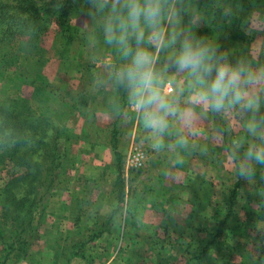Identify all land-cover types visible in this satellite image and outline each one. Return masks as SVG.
<instances>
[{"label":"rangeland","instance_id":"rangeland-1","mask_svg":"<svg viewBox=\"0 0 264 264\" xmlns=\"http://www.w3.org/2000/svg\"><path fill=\"white\" fill-rule=\"evenodd\" d=\"M64 4L69 11V25L72 29L68 34L71 36L69 46L64 45L62 39H58L52 13L46 14L47 10H57ZM19 7L23 8L17 11L16 8ZM87 10V0H0V30L6 28L5 26L14 30L18 27L15 25L19 23L18 19L25 21V18L30 27L35 29L34 32L29 29L22 35L16 33L8 38L7 43L17 47L13 52L9 48L1 50L2 53L9 52L12 65L5 74L6 79L0 82V90H6L5 97L27 99L33 109L49 117L50 124L44 138L45 144L34 155V165L29 167L31 173L14 167L7 160L4 161L5 164H0V190L6 183L21 178L14 183L15 189L11 193L17 201L24 198L30 203L35 199L38 200V210L44 212L41 216H37V211L34 213L32 210L31 216H35L32 226L36 225L39 234L38 240L30 236L31 240L36 239L29 251L32 260L28 258L26 262H18L13 253L6 264H38L39 262L53 264L57 243L67 232L74 230L73 221L76 218H80L82 226L95 228L101 222H108L107 215L125 217L132 215L137 202L140 205L142 202L147 203L154 196L165 204L164 214H167L170 212L168 204L186 198L187 195L195 202L189 208L191 215L197 216L195 220L198 219V223L194 222V224L201 226L204 232L201 240L187 239L188 241L185 242L187 245H182L185 247L183 249L187 248L188 256L192 254L193 259L195 253L190 252L189 249L199 252L200 246L204 245L207 252L200 261L198 260L202 264H264V215L261 220L255 219L256 214L262 215L264 212V168L258 166L256 176L247 182L243 179L241 182L238 181L236 171L233 174L226 172L220 176L217 190L213 191L217 192V195H213L211 186L208 187L211 183H208L204 190L196 191L195 196L194 191L181 183L182 166L174 162L177 157L173 155V160L158 159L162 153L156 148V137L153 138V133L147 132L137 119H132V110L130 111L128 106L116 114L109 112L111 103L117 102L119 97L116 95L115 86L107 80L108 69L105 65L109 63L119 65L121 60L115 49L104 43L99 19L87 23L83 28L78 26L80 13ZM210 11L212 15L207 16L189 6L188 11L182 13L183 24L190 25L198 37L205 38L218 48L221 44L218 43V39L223 40L225 48L222 51L228 53L230 57L241 52L246 54L247 48L256 47L258 38L264 40V34L250 32L245 23V18L257 11L240 12L238 9L236 11L229 3L220 0L213 1ZM215 11L219 13L213 18ZM258 11L264 13V7ZM187 12L189 16L185 18ZM234 12H240V16H243L240 30L247 37V43H242L240 46L229 41L223 28ZM10 17H13L14 21ZM45 19L52 20L49 27H38ZM4 45L2 43L0 48H4ZM229 47H233L236 54ZM156 55V68L162 70L165 66L166 54L164 52L163 58L161 52H157ZM261 58L264 60V54ZM164 79L168 80L170 77L165 76ZM33 96H36V101ZM74 105L81 111L75 109ZM108 116H111L109 124ZM113 125L121 131L120 148L123 153L126 184L123 204H118L116 201V172L112 166V151L109 144L103 140L105 134L103 131H109ZM231 128L230 132L235 138H243L246 135L242 132L243 129L234 131L233 127ZM54 137H57L59 142L56 153L63 156L68 163H66V172L59 177L58 189L45 190L43 183H49L53 176L49 177L52 162L49 157H51V148L55 147V143L52 142ZM170 149L164 152L170 154L172 152ZM103 150L107 151L109 161L104 158ZM138 152L143 153L144 163L138 169H127V162L134 161L133 154L137 155ZM176 154L178 155V152ZM219 163L221 168L230 164V168L235 169L229 160H221ZM203 177V182L213 179L210 175ZM145 184L151 185L153 190L145 191L143 188ZM234 189L236 193L233 195ZM163 191L169 194L168 198L164 197ZM153 192L155 193L152 194ZM6 200L9 202V207L6 210L0 207V229L7 232L8 238L12 237V233L9 232L14 230L16 224H22V220L28 221L29 208L19 213L16 204L10 199ZM198 203L205 205L199 206ZM230 205L238 216L235 219V215L230 214L225 220ZM75 206H77L76 211ZM172 213L174 214L173 211ZM245 213L250 214V218H247ZM17 215L19 217H16ZM168 224L171 226V223ZM114 225L115 223H109L108 231ZM120 225L119 222L116 224L120 233H116L115 229L107 236H104V233L100 239L85 246L84 258H75L71 264H104L114 255L118 256L120 264L133 262V264H163L173 259L169 255L172 250L168 248L171 247L169 240L146 239L139 242L130 238L126 240L121 236L123 226ZM182 226L180 223L174 227ZM129 227L131 228L130 225ZM31 229V226L24 227L23 236H26ZM219 229H221L219 236L215 239L211 238ZM209 233L212 234L211 237L207 235ZM184 238L185 236H180L174 240L182 243ZM122 242H132L134 245L129 251H121L122 249L119 248L120 252L115 254V249L121 246ZM141 243L145 246L143 251L142 249L139 251L137 247ZM196 244L197 247L192 248V245ZM148 247H152L155 253L151 250L152 254H148Z\"/></svg>","mask_w":264,"mask_h":264},{"label":"clouds","instance_id":"clouds-1","mask_svg":"<svg viewBox=\"0 0 264 264\" xmlns=\"http://www.w3.org/2000/svg\"><path fill=\"white\" fill-rule=\"evenodd\" d=\"M87 3L77 24L83 28L99 19L104 43L121 60L105 65L107 80L125 95L145 130L162 138L175 122L176 145L187 149L189 138L201 134L200 125L209 115L224 118L246 134L225 149L236 175L247 182L258 166L264 168V40L258 38L245 55L230 57L183 24L181 0ZM245 23L250 32L264 34V13L250 14ZM157 52L166 54L162 70L156 68ZM166 83L173 87L166 89ZM161 146L162 141L156 144L157 149ZM14 147L15 141L0 143V151ZM191 147L195 150L196 145Z\"/></svg>","mask_w":264,"mask_h":264},{"label":"trees","instance_id":"trees-1","mask_svg":"<svg viewBox=\"0 0 264 264\" xmlns=\"http://www.w3.org/2000/svg\"><path fill=\"white\" fill-rule=\"evenodd\" d=\"M213 1L214 0H181L184 9L183 12L188 11L189 6H192L194 9L199 11V13L207 16L212 15V12L210 11V5L213 4ZM220 1L229 3L232 7H234L236 11L238 9L240 10V12L247 10L258 11L264 7V0ZM65 5L66 4H64V6L57 10H47L46 14L48 15L52 13V17L54 19L53 21L56 25L58 33V39H62L65 42L64 45L69 46V43L71 42V36H69L68 34L71 33L72 29L69 25V11L67 6ZM22 8L23 7H19L16 8V10L19 11ZM22 12L23 14H25V10H23ZM240 12H234L232 16H230V21L228 22V24L223 26L229 41L237 46H240V44L242 43H247V37L244 36L240 30V25L243 20V16H240ZM217 13L219 12L215 11L212 17L215 18L217 16ZM188 16L189 14L187 12L185 18ZM10 18L14 21L13 17ZM18 21L19 23L15 24L18 25V27H15L14 30L9 29V26H5L6 28L0 30V45H2V43L5 44L4 48H0L1 83L4 81V79H6L5 74L12 65L8 55L9 52L4 51L2 53L1 50H6L7 48H9L13 52L17 49V47L11 46L9 43H7L8 38L16 33H20L19 35H22L29 29L33 32L35 30L30 27L29 22H26V18L25 21H21V19H18ZM51 23L52 20L45 19L40 24L41 26L38 27H49ZM197 32L198 29L196 30V33ZM6 43L8 46H6ZM218 43H221L219 45V48L222 51L225 48L224 41H219L218 39ZM229 49H232L231 51L234 52L233 47H229ZM239 53L240 52H238V54ZM242 53L243 52L237 55V57L241 56ZM234 54L236 53L234 52ZM243 55H245V53H243ZM161 57H164V52H161ZM17 79L18 77L16 78V80ZM39 88L41 87H38V89ZM114 89L116 95H118L119 97V100L117 102H112L110 106L111 109L108 110L109 112L116 114L119 113V111L122 110L125 106H127V104L125 95L116 87H114ZM5 95L6 90H0V143L15 141V147L6 151H0V164H5L4 161L7 160L8 162L12 163L14 167L18 169H25L26 171L28 170V172L31 173V169L29 167L34 165V155L38 150H40L41 146L45 144L44 138L50 127L49 117L45 113H38L37 110L33 109L30 102L25 98L12 99L10 97H5ZM33 97V99L36 101V96ZM73 107L78 111H81L80 108L76 105H74ZM219 122V120L215 119L216 126H219ZM103 132L105 134L104 139L103 137L102 139L106 144H109V148L111 149L113 156L112 166L116 172V201L118 204H123L125 199L126 184L124 181L123 153L120 148L121 131H119V128H117L116 125H113L109 131L104 130ZM67 139L68 138H66V140ZM52 140V142L55 143V147H50L51 157H49V159H51L52 162L50 163L49 177H51V175L53 176L49 183H43L46 187L45 190L58 189V185L60 184L59 177L61 174H64L66 172V163H68L64 160L63 156L56 153L59 146L57 137H54ZM19 179H16L15 182ZM15 182L6 183L5 186L1 188L0 195L3 198L0 197V207L1 209L6 210L9 207V202L6 199H10L16 204L15 207L18 208L19 213L22 212L25 208H29L28 221L22 220V224H16L14 230L12 232H9L12 233V237L7 238V232L3 229H0L1 264H6L7 260L12 256L13 253L14 255H16V261L18 262L25 260L30 255L29 251L34 245V240H38L39 235L36 225L32 226L35 217L31 216L32 210H34V213H36L37 211V216H41L44 213L42 210H38L39 201L36 199L31 203L25 198L18 201L16 200L15 196L11 193V191H14L15 189ZM232 193L234 195L236 193V190ZM232 201H234V199H232ZM76 209L77 206H75V211ZM230 214L235 215V219H237L238 214L233 211L232 205L228 207L227 214L225 215L224 219L227 220L230 217ZM245 214L247 215V218H250V214ZM263 215L264 212L262 213V215L261 213L256 214L255 219L261 220ZM16 217H19V215H17ZM106 219L108 220V222H101L97 224L95 228H91L90 226H82L80 224V218L74 219V230L71 232H67L66 235L62 237L60 242L57 243V252L55 254L53 264H71V261L75 258H84L85 246L89 243L97 241L104 235L105 232L108 231L107 225L110 222L109 218ZM28 226H31L32 229L29 230L26 236H23L25 232L24 227ZM232 227L233 229L235 228L234 226ZM220 231L221 229L216 231L213 237H211V233L207 235H210L211 238L215 239L217 236H219ZM30 236H34L36 237V239L34 238L33 240H31ZM206 252L207 248L204 247V245L200 246L199 252H197V255L194 254L193 259H198L200 261L202 256H204Z\"/></svg>","mask_w":264,"mask_h":264},{"label":"crops","instance_id":"crops-1","mask_svg":"<svg viewBox=\"0 0 264 264\" xmlns=\"http://www.w3.org/2000/svg\"><path fill=\"white\" fill-rule=\"evenodd\" d=\"M232 56H237V55H232ZM171 86L173 87V85ZM179 86L180 85H177V87ZM131 116L132 119L135 118L133 116V113H131ZM215 119L220 121L219 126L215 125ZM107 121L109 124V122L111 121V116L107 117ZM137 121L140 122L139 120ZM231 127L232 124L227 122L226 119L209 115L207 121L200 125L201 134L196 138L190 137L189 148L184 149L176 145V132L178 129V125L174 122L171 125L168 133H166L162 138L157 137L153 134V138L156 137L157 140L155 141L157 143L162 141V146L159 148L158 151L159 153L161 152L162 154L158 156V159L172 158L173 160L174 159L173 155H175L177 158H182L183 163L181 164L182 169L180 171L182 173V175L180 174L181 183L185 184L186 187L194 191L193 193L195 196H196L195 194L196 191L199 192L201 190H204L206 185H209L208 183H211V185H209L208 187L211 186L210 189L213 195H217L216 194L217 192H213V191L217 190V188L219 187L218 183H220V176L226 172H228V174L229 173L233 174L235 172V169L230 168L231 166L230 164L227 167L224 166L223 168H221L219 163L221 160H225V161L229 160L225 149L231 147L235 140L234 139L235 136H232V133L230 132V130H232ZM233 130L239 131L240 129L237 130L233 128ZM242 132L244 133L243 130ZM149 133L152 134L151 132ZM235 133L236 132H234V135H236ZM192 144L196 145L195 150L192 149L191 147ZM221 147L224 148L221 149ZM169 149L172 152L170 154L168 153L166 154L164 151H168ZM241 151L243 150L241 149ZM177 152L178 155L176 154ZM102 153H104V158L107 161H109L107 151L103 150ZM174 162L171 163L173 164ZM208 175L213 176V179L210 181L203 182L202 177L204 176L206 178L208 177ZM238 179H239L238 181L241 182L242 179H240L239 177ZM200 185L202 186L201 188ZM143 188L147 192L153 190V188L149 184L143 185ZM154 193L155 192H153L152 194ZM163 193H164V197L168 198L169 194H167L166 191H163ZM188 196L189 195H187L186 198L180 199L179 201H174V202L170 201L171 202V203L169 202L170 204H168V201L166 200V203L169 205V211H170L167 212V214H164L166 213V211L164 210L165 204L159 202V199H157L154 196V198L148 200L147 203L142 202V200H140L142 202V204L140 205L137 202V206H135L136 207L135 212L132 215H130L133 217L130 216L125 217L124 215L120 216V215H112V214L109 216L107 215L106 217L109 218L110 224L115 223V225L112 226L111 230L115 229L116 233H120L118 232L119 227L116 226V224L119 222L121 224L120 226H123L121 236H124L126 240H129V238L132 240H136V242L146 239L169 240L171 247L168 246V248L169 250L172 249L169 255H171L173 259H171L169 262H164L163 264H198V259L197 260L192 259V254H190L191 257L188 256L186 253L187 248L183 249L185 247L184 246L182 247L183 244L187 245V243L185 242L188 241L189 239L195 238V240H198L199 238L201 240L204 235L203 228H201V226L198 227L197 224L198 219L195 220L197 216L194 217L193 215H191V212L189 211V208L191 207V205L195 204V202L192 200L193 198H188ZM198 204L199 206L205 205L202 203H198ZM172 211L174 212V214L172 213ZM194 222L197 223L194 224ZM122 223L124 225H122ZM168 223H171V226H169ZM180 223L183 225L181 228L174 227ZM129 225L131 226V228L129 227ZM111 230L105 232L104 236H107L111 232ZM123 231L125 234H123ZM116 236L118 237V235ZM180 236L181 237L185 236V238L182 240L183 241L182 243H177V241L174 239ZM143 244L142 243L139 245L136 244L139 251H141V249L143 251V249L145 248ZM133 245L134 244L132 242L131 243L122 242L121 246H118L115 249V254L120 252L119 248L122 249L121 251L124 250L129 251ZM194 247H197V244L194 246L192 245V248ZM147 249L149 250L148 254H152L151 250H153V252L155 253V250L152 247H148ZM189 250L190 252H193L195 253V255H197L198 252L197 250L195 251L193 249H189ZM117 257L118 256L114 255V257L108 258L107 262L106 263L104 262V264H120L121 261L117 259ZM28 258L32 260V254H30L25 260H23V262H26ZM42 263L46 264V262H42ZM38 264L41 263L39 262ZM199 264L202 263L199 262Z\"/></svg>","mask_w":264,"mask_h":264},{"label":"built area","instance_id":"built-area-1","mask_svg":"<svg viewBox=\"0 0 264 264\" xmlns=\"http://www.w3.org/2000/svg\"><path fill=\"white\" fill-rule=\"evenodd\" d=\"M165 87H166V89H168V90H170V89L172 88V86H171L170 83H166ZM130 156H131V155H130ZM130 156H129V158H130ZM133 157H135V158H134V161H132L131 163L127 162V167H126L127 169H128V168H130L131 170H132V169H138V168L141 167L142 164L144 163V155H143V153L138 152L137 155H134V154H133ZM127 169H126V170H127Z\"/></svg>","mask_w":264,"mask_h":264}]
</instances>
